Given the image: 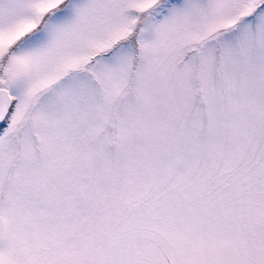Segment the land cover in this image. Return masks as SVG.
Wrapping results in <instances>:
<instances>
[{"label":"snow or ice","instance_id":"snow-or-ice-1","mask_svg":"<svg viewBox=\"0 0 264 264\" xmlns=\"http://www.w3.org/2000/svg\"><path fill=\"white\" fill-rule=\"evenodd\" d=\"M0 264H264V0H0Z\"/></svg>","mask_w":264,"mask_h":264}]
</instances>
